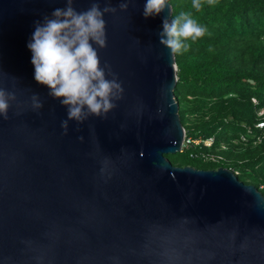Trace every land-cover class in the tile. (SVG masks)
<instances>
[{
  "label": "water",
  "instance_id": "water-1",
  "mask_svg": "<svg viewBox=\"0 0 264 264\" xmlns=\"http://www.w3.org/2000/svg\"><path fill=\"white\" fill-rule=\"evenodd\" d=\"M145 3L104 16L98 55L123 88L115 108L65 129L27 48L34 21L65 0H0V87L16 96L0 118V264H264L260 192L226 168L165 158L184 138L174 55L158 35L170 10L145 18Z\"/></svg>",
  "mask_w": 264,
  "mask_h": 264
},
{
  "label": "trees",
  "instance_id": "trees-1",
  "mask_svg": "<svg viewBox=\"0 0 264 264\" xmlns=\"http://www.w3.org/2000/svg\"><path fill=\"white\" fill-rule=\"evenodd\" d=\"M200 2L197 11L192 0H168L172 18L183 12L205 28L173 54V96L185 138L212 143L165 158L177 167L226 168L264 199V0ZM258 122L262 129L254 127ZM177 155L196 166L179 163Z\"/></svg>",
  "mask_w": 264,
  "mask_h": 264
},
{
  "label": "clouds",
  "instance_id": "clouds-1",
  "mask_svg": "<svg viewBox=\"0 0 264 264\" xmlns=\"http://www.w3.org/2000/svg\"><path fill=\"white\" fill-rule=\"evenodd\" d=\"M132 2L120 0L118 7H113L110 0H105L101 8L100 0H92L89 8L77 11L74 0H65V7L34 21V31L27 43L34 80L66 108L67 119L62 122L65 129L70 120L82 123L89 116L104 118L115 108L114 101L121 98L123 88L108 65L101 66L98 49L106 47L105 14L125 12ZM166 7L170 10V19L162 22L159 44L176 54L186 49L185 42L189 39L195 41L202 37L205 28L183 12L172 18L168 0H146L142 15L155 17ZM192 7L199 11L200 0H192ZM15 99L14 93L0 87V118H8L10 103ZM31 103L34 110L42 107L35 94L31 96Z\"/></svg>",
  "mask_w": 264,
  "mask_h": 264
},
{
  "label": "built area",
  "instance_id": "built-area-1",
  "mask_svg": "<svg viewBox=\"0 0 264 264\" xmlns=\"http://www.w3.org/2000/svg\"><path fill=\"white\" fill-rule=\"evenodd\" d=\"M254 127L257 128V129H262L263 128V123L262 122H258V123H256L254 125ZM241 140H243V138H241ZM200 143L203 146H205V147H209L211 145V143H212V139L211 138H208V139H205V140H201V139L198 138L196 140H190L188 138H185V135H184V138H183V141H182V145H181L180 151L182 149H186L190 145L196 146V145H198ZM233 174L235 175V173H233ZM260 189H264V186H261Z\"/></svg>",
  "mask_w": 264,
  "mask_h": 264
},
{
  "label": "rangeland",
  "instance_id": "rangeland-1",
  "mask_svg": "<svg viewBox=\"0 0 264 264\" xmlns=\"http://www.w3.org/2000/svg\"><path fill=\"white\" fill-rule=\"evenodd\" d=\"M177 156H178V158L180 159V162H179V163H185V164H188V165L196 166L195 163L186 160V159L183 157V155H177ZM173 166H176V165H173ZM176 167H177V166H176ZM191 167H192V166H191Z\"/></svg>",
  "mask_w": 264,
  "mask_h": 264
}]
</instances>
